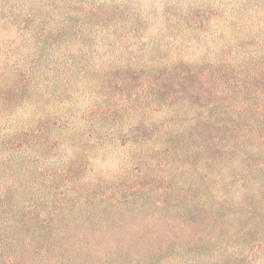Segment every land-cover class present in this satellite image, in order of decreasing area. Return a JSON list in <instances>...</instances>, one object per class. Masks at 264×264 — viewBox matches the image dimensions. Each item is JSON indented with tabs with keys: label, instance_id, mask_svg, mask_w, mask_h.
<instances>
[{
	"label": "trees",
	"instance_id": "obj_1",
	"mask_svg": "<svg viewBox=\"0 0 264 264\" xmlns=\"http://www.w3.org/2000/svg\"><path fill=\"white\" fill-rule=\"evenodd\" d=\"M141 12L133 0H0V150L10 161L33 151L36 163L17 164L0 189V264H63L66 255L118 243L107 235L124 226L121 212L92 205L96 183L79 168L88 155L61 149L66 140L91 142L87 126L67 127L75 113L57 109L74 105L78 92L130 83L133 96L124 89L111 98L119 109L104 138L122 152L115 186L131 190L117 206L151 214L147 235L132 242L152 240L164 254L190 245L176 243L190 234L211 253L205 264H264V65L227 61L224 47L212 59L118 64L141 31ZM187 15L192 28L208 29L211 18ZM153 108L166 112L164 121L148 119ZM6 122L17 126L5 135ZM231 159L232 180L225 176Z\"/></svg>",
	"mask_w": 264,
	"mask_h": 264
},
{
	"label": "rangeland",
	"instance_id": "obj_2",
	"mask_svg": "<svg viewBox=\"0 0 264 264\" xmlns=\"http://www.w3.org/2000/svg\"><path fill=\"white\" fill-rule=\"evenodd\" d=\"M133 1L136 6H140L143 23L134 44L129 46V51L120 54L124 59L118 60V64L123 62L142 63L141 61L149 64L158 57H164L167 61H172L175 57H182L186 61H194L200 56L212 59L214 53L224 47L222 57L227 61H231L236 65L247 63L249 67L259 64L264 65V0ZM189 9L195 14L202 15V17L211 18L207 30L191 27V19L187 15ZM219 34L221 35L220 41L215 40ZM216 43H219V46L216 47ZM207 47L209 48L206 49ZM135 88H137L136 84L130 83L129 85L119 86L118 91L112 92L109 87L98 86V91L92 88L88 91L78 92L75 95L74 105L66 106L65 104L57 109V113L62 114L69 107L70 111L75 113L76 118L73 121L71 120L70 125L67 127L82 129L87 126L86 131L92 139L89 143L83 142L80 147H77V138L71 144H67L69 140H66V146L61 147V149L63 148L62 151L66 149L65 154L81 152L83 156L88 155L87 162L82 161L79 168L88 177L87 182L96 183L95 188L92 190V196L94 197V199H91L92 205L103 207L108 213H113L116 209L119 210L121 212L118 215L119 219L124 222V226L120 230L113 231L109 235L106 234L107 236L115 235V237H118V243L112 249L106 250L104 245L100 244V247L89 249L82 255L75 253L71 256L66 255L67 259L63 264H194L196 261L198 264H205L211 257L209 251L199 247L201 240L199 238L196 241L191 239L190 234L183 235L176 241L177 244L187 241L190 242V245L186 244L185 248L171 246L164 254L155 252L154 247L157 244L152 240L147 243L132 242L133 237H145L147 235L151 214L146 210L138 212L134 206L128 204L125 207L117 206L118 202L121 201L120 199L128 195L131 190L125 188L126 185L115 186V184H118L117 176L123 172L120 163L122 152L118 143H109V138H104V135L111 127L113 112L119 109L117 106L110 105L114 103L111 98H114L117 93L124 89L129 90L125 93L126 97H131L136 93ZM130 102V100H126L125 103L129 104ZM126 106L131 108L130 105ZM87 111L89 113H86ZM147 112L148 119L158 122L164 121L167 116L166 112L154 108L148 109ZM86 115H91L92 120L85 119ZM123 115L125 119L128 116L120 112V117ZM101 119L103 122L100 124L98 120ZM91 121L94 122L90 123ZM66 122L67 119L65 118L61 121V123ZM57 123L60 124V122ZM2 126L5 129L2 132L6 135L17 125L6 122ZM70 135L68 134L66 137L69 138ZM51 136L57 137V134L53 131ZM17 139L15 138L13 141ZM55 139L57 141V138ZM198 144L199 141L194 143V145ZM62 151H57V153ZM165 151V149L161 151L164 156ZM16 152L18 151H12L11 155ZM214 152L215 149L212 150V154ZM34 155L35 152L28 151L23 153L18 161L14 159L11 162L9 159L10 152L0 150V189L5 183L11 182L15 170L20 167L19 164L34 165L36 167ZM193 158L199 160V153H195ZM193 158L191 157L190 160ZM77 159L79 160V157ZM23 161L26 162L22 163ZM164 161L168 163L170 158ZM232 162L231 159V161L227 160V163H225L227 169L225 176L229 177L230 180H232L231 173L234 167ZM219 168L214 173L221 172L222 168ZM132 172V174H136L137 170L135 171L134 168ZM18 177L23 179V182L27 179L24 176H15L17 179ZM126 189L128 190L126 191ZM34 190L38 189L34 188ZM113 190L117 193L116 198L109 199L113 196L111 195ZM37 198V196L33 197L35 200ZM132 215L135 217L130 218ZM199 237L201 238V235ZM133 246H136L137 253L136 251L133 252ZM143 253H149L148 257L141 256ZM83 255L99 258L94 262L92 260L82 262ZM133 257L141 259V261L126 262V259Z\"/></svg>",
	"mask_w": 264,
	"mask_h": 264
}]
</instances>
